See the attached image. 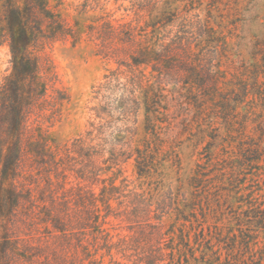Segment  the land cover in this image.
Wrapping results in <instances>:
<instances>
[{
    "label": "rangeland",
    "instance_id": "374dc122",
    "mask_svg": "<svg viewBox=\"0 0 264 264\" xmlns=\"http://www.w3.org/2000/svg\"><path fill=\"white\" fill-rule=\"evenodd\" d=\"M137 1L49 0L50 8L59 12L76 38L74 45L71 37L45 42L31 54L50 56L57 85L65 87L69 95L58 118L41 124L43 137L54 148L82 133L94 118L90 111L96 103L92 86L117 66L114 58L100 52L99 39L88 37V24L101 23L97 20L101 16L112 23L136 19L150 35L155 20L173 11L185 16V30H191L183 33L190 41L191 65L179 70V83L165 86L156 112L148 114L141 105L137 114L134 143L142 149L149 147L146 151L152 154L153 163L148 173L139 176L130 159L120 165L116 182L125 178L130 189L146 194L171 189L178 195L177 208L162 218L173 243L181 241V236L185 241L173 251L176 264H264V0H157L148 10H139ZM180 21L177 18L170 26L173 31ZM8 41L0 13V81L12 70ZM207 71L218 79L216 89L202 87ZM5 117L0 114L2 136L7 134ZM5 143L0 138V151L5 150ZM24 169L25 177L19 180L32 194L23 203L34 221L29 229L42 240L27 238L32 245L47 240L49 247L40 250L49 262L42 264H58L56 231L45 222L48 192L56 189V178L50 174V185L47 173L30 159L24 160ZM116 170L101 172V177ZM2 176L0 164V179ZM67 180L75 183L73 176ZM100 186V182L93 186L96 193ZM111 203L117 207V201ZM108 221L105 226L114 240L117 234L129 233L125 222L112 216ZM114 259L125 261L117 255ZM99 264L113 262L104 256Z\"/></svg>",
    "mask_w": 264,
    "mask_h": 264
},
{
    "label": "trees",
    "instance_id": "16d2710c",
    "mask_svg": "<svg viewBox=\"0 0 264 264\" xmlns=\"http://www.w3.org/2000/svg\"><path fill=\"white\" fill-rule=\"evenodd\" d=\"M137 2L139 10H148L157 0ZM1 6L12 70L0 81V114H6L7 126L6 136L0 135L6 139L5 150L0 151V264L49 262L40 250L49 247L47 240L32 245L27 238L42 240L29 229L34 221L24 209V201L32 197L30 188L19 180L25 177V159L47 173L50 185V174L56 178V189L48 192L45 222L49 221L56 231L58 264H99L104 256H109L113 264H176L173 251L185 241L181 236V241L174 244L170 230L163 229L162 218L177 208L178 195L171 189L164 194H146L128 188L125 178L120 183L116 180L120 165L132 158L139 176L149 172L153 163L152 154L146 151L149 147L142 149L134 143L137 114L141 105L148 114L156 112L165 86L179 83V70L189 69L191 45L183 34L191 32L185 30L188 19L173 11L151 24L150 35L136 19L112 23L101 16L97 18L101 23L88 24V37L99 39L100 52L114 58L117 66L92 86L96 103L90 111L94 118L88 120L84 131L51 148L41 124L58 118L69 95L65 87L57 85L50 56L31 54L45 42L71 37L74 45L76 34L59 12L50 8L49 0H3ZM177 18L181 21L173 31L170 26ZM205 74L207 82L202 87L216 89L218 79L212 78L210 71ZM113 168L117 170L111 176L101 177V172ZM70 176L75 183L67 180ZM99 182L100 191L96 193L93 186ZM111 201H117L116 208ZM110 216L125 222L129 233L117 234L114 240L105 226ZM152 218L156 222H151ZM114 255L125 261L113 260Z\"/></svg>",
    "mask_w": 264,
    "mask_h": 264
}]
</instances>
